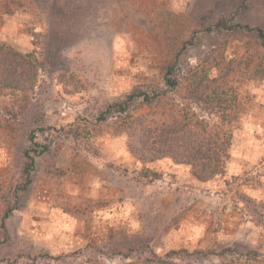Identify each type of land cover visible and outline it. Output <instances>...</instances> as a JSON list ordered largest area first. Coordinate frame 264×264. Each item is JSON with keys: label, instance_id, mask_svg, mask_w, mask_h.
<instances>
[{"label": "rangeland", "instance_id": "374dc122", "mask_svg": "<svg viewBox=\"0 0 264 264\" xmlns=\"http://www.w3.org/2000/svg\"><path fill=\"white\" fill-rule=\"evenodd\" d=\"M11 2L13 12L0 7V43L35 51L42 65L30 96L6 98L17 103L18 118L5 110L0 117V217L5 200H21L8 233L0 227V264H128L171 250L183 251L185 262L218 264L224 246L264 257V223L240 198H252L264 214V73L255 72L246 39L201 34L180 63L183 73L205 67L219 78L211 90L225 83L228 92L232 145L225 173L201 181L171 158L141 162L116 117H98L135 89L162 86L167 11L191 16L207 0ZM60 2L65 10L75 3L80 13L68 34L70 22L59 20L66 44L56 50L46 32ZM222 58L226 77L214 67ZM185 94L181 87L172 97L218 121ZM31 134L49 150L36 156L29 189L15 192Z\"/></svg>", "mask_w": 264, "mask_h": 264}, {"label": "trees", "instance_id": "16d2710c", "mask_svg": "<svg viewBox=\"0 0 264 264\" xmlns=\"http://www.w3.org/2000/svg\"><path fill=\"white\" fill-rule=\"evenodd\" d=\"M11 1L0 0V7L13 12ZM58 10L61 11L56 17L52 15L46 32L48 45L56 50L64 48L66 44L63 46L65 30L59 20L65 18L70 22L66 30L68 34L75 29L72 18L80 13L75 3L65 10L60 2ZM167 13L162 33V86L135 89L124 98L109 102L98 119L107 121L116 117V128L127 134L128 149L141 162L171 158L176 163L191 166L197 179L209 181L225 173L232 145V119L225 115L228 92L225 83H219L211 90L212 83L218 82L219 78L211 77L205 67H192L183 73L180 63L194 39L201 34L214 33L221 35L225 41L246 39L255 72L264 73V0H207L204 4L196 5L191 16L174 10ZM176 19L179 20L177 24ZM182 23V29L177 30ZM223 62L224 58L214 64L222 71L220 77L230 74L228 66L220 67ZM41 65L35 51L23 53L10 44L0 43V117L5 110L11 118H18L20 111L16 108L17 103L6 98L20 94L24 98L30 96L36 87ZM181 87L185 89L186 97L196 103L204 102L205 109L215 112L218 121L204 118L190 106L177 102L172 95L177 94ZM30 141L31 147L24 150L25 160L15 192L25 193L29 189L36 156L49 150L48 146L35 142L34 134H31ZM146 171L150 173V170ZM240 198L250 214L264 223V214H260L254 200L244 194ZM20 207L21 200L11 203L5 200L4 212L0 217V227L5 233H8V218ZM182 252L171 250L159 255L152 251L151 255L138 258V263L131 261L128 264H193L182 260ZM216 255L218 264H264V257L257 250L237 246H224Z\"/></svg>", "mask_w": 264, "mask_h": 264}]
</instances>
